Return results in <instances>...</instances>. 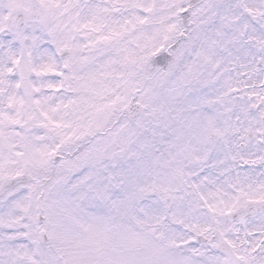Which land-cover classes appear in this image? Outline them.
Masks as SVG:
<instances>
[{
	"label": "snow or ice",
	"instance_id": "6c2138e0",
	"mask_svg": "<svg viewBox=\"0 0 264 264\" xmlns=\"http://www.w3.org/2000/svg\"><path fill=\"white\" fill-rule=\"evenodd\" d=\"M0 264H264V0H0Z\"/></svg>",
	"mask_w": 264,
	"mask_h": 264
}]
</instances>
